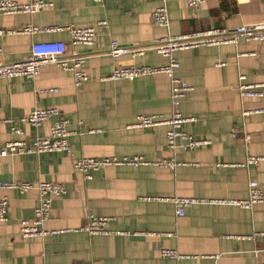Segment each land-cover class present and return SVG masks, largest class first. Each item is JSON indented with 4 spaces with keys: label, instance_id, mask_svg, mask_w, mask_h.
Masks as SVG:
<instances>
[{
    "label": "crops",
    "instance_id": "crops-1",
    "mask_svg": "<svg viewBox=\"0 0 264 264\" xmlns=\"http://www.w3.org/2000/svg\"><path fill=\"white\" fill-rule=\"evenodd\" d=\"M26 4L30 0H15ZM165 5L168 29L155 25L153 12ZM100 22L105 26L99 27ZM264 22V0H206L191 9L183 0H55V7L34 15H0V61L25 59L33 43L70 42L67 31L28 35L17 30L36 27H97L96 44L79 46L89 58V81L76 88L70 71L46 65L35 79H0V144L50 134V122L33 128L21 120L35 109L57 108L72 132L70 155L45 153L0 158V183L62 184L51 216L43 223L47 237L24 238L21 222L32 219L38 191L2 190L9 201L7 221L0 223V264H257L264 263V203L252 209L226 204L188 207L183 217L175 204L160 199L242 200L254 179L264 192L263 97H243L241 84H264V43L242 41L199 47L175 54L173 76L194 88L173 104L171 77L161 73L133 80L109 79L130 66L165 67L169 61L148 47L167 35L180 36L212 29L234 30ZM148 48L145 55L110 56L108 46ZM244 79L241 81L240 77ZM53 90V91H52ZM264 92V88L262 89ZM179 112L188 119L180 130L207 144L195 150L168 146L169 125L137 128L141 115L169 119ZM142 156L147 165L112 166L92 180L75 169L82 157ZM174 165L157 166V162ZM110 217V235H90V217ZM176 251L164 257L163 251Z\"/></svg>",
    "mask_w": 264,
    "mask_h": 264
},
{
    "label": "built area",
    "instance_id": "built-area-1",
    "mask_svg": "<svg viewBox=\"0 0 264 264\" xmlns=\"http://www.w3.org/2000/svg\"><path fill=\"white\" fill-rule=\"evenodd\" d=\"M95 4L102 3L103 0H91ZM191 9L199 8L206 0H183ZM55 7V0H30L26 4H20L15 0H0V15H16L27 14L34 15L44 10ZM152 21L155 25L168 29L170 24L169 12L165 5L158 7L152 14ZM105 22H100L99 27L105 26ZM97 27H78L70 25L65 28L60 27H36L27 25L17 30L18 33L35 35L38 33H51L55 31L65 30L70 35V42L67 44L63 41H45L33 43L31 45L29 55L14 63H5L0 61V79L12 80L18 77L27 79L37 78L42 68L46 65H55L63 70L70 71L74 76V84L76 88L83 86L89 81V76L84 70V66L88 60V56L76 51L79 46H94L96 44ZM0 31V35H2ZM257 42L264 43V22L246 24L235 28L234 30L212 29L202 32L188 33L180 36L167 35L154 46L148 47L155 50L160 55L168 59L169 63L165 67H137L130 66L116 69L109 79L133 80L139 77H152L161 73H167L171 77V97L173 104L177 99L185 97L194 91V88L187 83L173 76L174 70L179 67V62L175 54L179 51L199 48L213 47L227 44L238 45L240 42ZM148 48L125 47L121 46L117 41H111L108 46V54L113 57L121 55L143 56ZM1 53V50H0ZM243 76L240 77L242 81ZM264 84L246 85L241 84L239 91L243 97H263ZM53 91V90H52ZM264 110L247 112L263 113ZM22 122L28 123L33 128H40L45 123L50 122V134L47 137H36L33 141L24 140V131L11 124V134L17 139L0 144V158L9 156L22 155H42L45 153H58L70 155L72 152L70 137L72 132L69 129V122L57 108L35 109L29 115L24 117ZM179 112H174L169 119L162 115H141L137 117L134 127L137 128H154L162 125H169L167 132V142L172 150L178 149L177 144L179 138L185 143L181 146L184 149L195 150L207 144V141L196 140L193 137L183 133L180 128L187 122ZM264 158L250 157L248 164H258ZM148 161L142 156L131 157H103L88 158L82 157L75 161V169L79 171L86 180H92L94 173L101 172L112 166H142L147 165ZM174 165L170 162H157V166ZM2 190H14L23 194L32 189L38 191V204L34 211L32 219L21 222L20 233L28 239L34 237L52 236L58 231H47L43 228V223L48 221L51 216L53 200L56 197H62L66 194V189L59 183L48 182H3L0 183ZM163 201L171 200L176 207L178 217H183L188 207L199 204H226L237 206L243 209H252L257 204L264 203V192L257 180L249 181V196L242 200H207L196 198H172L160 199ZM9 201L6 197H0V223L7 221V208ZM110 217L91 216L90 223L84 230L90 235H110L113 232L110 229ZM264 235V234H263ZM176 251L164 250V257H175ZM257 264H264L258 262Z\"/></svg>",
    "mask_w": 264,
    "mask_h": 264
}]
</instances>
